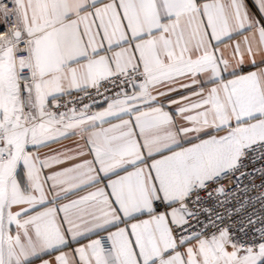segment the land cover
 Returning <instances> with one entry per match:
<instances>
[{
  "label": "snow or ice",
  "instance_id": "6c2138e0",
  "mask_svg": "<svg viewBox=\"0 0 264 264\" xmlns=\"http://www.w3.org/2000/svg\"><path fill=\"white\" fill-rule=\"evenodd\" d=\"M0 264H264V0H0Z\"/></svg>",
  "mask_w": 264,
  "mask_h": 264
}]
</instances>
